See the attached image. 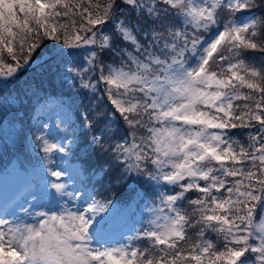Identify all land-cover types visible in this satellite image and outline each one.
<instances>
[{
    "label": "snow or ice",
    "instance_id": "6c2138e0",
    "mask_svg": "<svg viewBox=\"0 0 264 264\" xmlns=\"http://www.w3.org/2000/svg\"><path fill=\"white\" fill-rule=\"evenodd\" d=\"M255 7L0 0V124L33 100L57 120L47 133L33 125L39 134L20 121L13 146L43 158L22 173L26 194L0 202V264H264V75L242 58L264 52ZM45 85L79 105L46 112ZM69 153H83V169L62 166ZM93 154L107 188L77 178ZM120 184L123 206L108 197ZM149 197L151 218L133 231ZM125 231L127 243H101Z\"/></svg>",
    "mask_w": 264,
    "mask_h": 264
},
{
    "label": "trees",
    "instance_id": "16d2710c",
    "mask_svg": "<svg viewBox=\"0 0 264 264\" xmlns=\"http://www.w3.org/2000/svg\"><path fill=\"white\" fill-rule=\"evenodd\" d=\"M93 2H96V0H93ZM256 7L251 9L250 12L246 13L248 16H255L258 19H264V0H255ZM264 38V37H262ZM246 63L250 64L251 66H254L257 71H261V74L264 75V52L259 51H249L244 53L242 57ZM41 96H53L56 99L63 100L65 104L72 103V101H76V106L79 105V100L75 96H69L67 94V89H61L59 86L52 87L45 85V91L41 93ZM34 106L36 107V101L33 100L32 104L26 109V110H20L19 116L16 118L14 123H9L8 121H4L2 124H0V171H2L8 164L13 161L14 159L19 161L20 165H31L34 162L33 156L31 154V144H27V139L25 140V143L27 144V147L24 149V151L18 150L17 147L13 146V141L18 139L19 132L21 130L22 124L21 120L23 121V126H27V129L29 132H33L31 128L28 126L29 121L33 117L34 113ZM74 114V121L76 120L75 113ZM0 120H3L2 117H0ZM247 131L246 129H236L232 130L233 136L235 139H237L242 144H247L248 137H247ZM28 139H31V136L29 135ZM7 144L8 147L6 148L4 145ZM71 154V153H70ZM83 156V153H80L79 156H73L71 154L70 158L78 164L81 165V167H84V161L80 158ZM103 164V160L96 158L95 154H93L91 157L87 159V167L89 169L86 174L88 175V181L91 179L92 184L96 186L97 189H101V185L105 188L109 186L111 183L110 176H104L101 178V175L92 176L93 172H98L100 169V166ZM125 188L123 184H120L119 186H113L108 190V197L112 200L115 199L119 202L121 206H123L124 203V196ZM192 197L195 196V193L190 194ZM152 197H149L146 201H144V204L140 208L135 209V213H140L144 216V213L146 211V203L149 200H152ZM131 218V217H130ZM209 239H211L214 243H217L216 234L209 233L208 234Z\"/></svg>",
    "mask_w": 264,
    "mask_h": 264
},
{
    "label": "rangeland",
    "instance_id": "374dc122",
    "mask_svg": "<svg viewBox=\"0 0 264 264\" xmlns=\"http://www.w3.org/2000/svg\"><path fill=\"white\" fill-rule=\"evenodd\" d=\"M52 100V103L50 104V107L46 110V112H51L54 113L57 109L55 107V102L56 98L53 96H49ZM36 107L38 105L36 104ZM70 117L72 120L74 119V114L72 112L69 113ZM33 117L28 123V126L31 128L33 132H36L39 134L38 129L34 128L33 125H36L38 123H47L49 125L48 129H45L44 132L47 133L48 131H51L56 128L57 126V120L54 115L49 118V115L46 113H40L34 110V113L32 115ZM63 125L60 126V130H63ZM55 135V132L53 133ZM32 151L31 154L33 156L34 162H36L37 158L39 157L40 159L43 158V154L38 151V146L34 150L31 147ZM62 154H55L54 156V162L59 163V157ZM71 154L69 153L64 160V164L62 166L64 167H69V168H79L83 169L80 164L74 162L72 158H70ZM19 161L15 160L12 161L2 172H0V202H2L5 199L12 198L13 196H23L25 195V187L28 182V177L23 175L22 173L24 172V169L30 168L31 165L21 167V165L18 163ZM78 179L82 180L83 182L87 183L88 182V175L86 172H83V174L79 177ZM66 179V178H65ZM69 184L72 183V181H68ZM91 187V185H90ZM113 203L119 204V202L115 199L112 200ZM152 200L147 201L146 203V211L144 213V216L141 215L140 213H136L134 216H131L130 221H129V226L133 228V231L136 229H140L142 225H146L148 219H150V213L148 211V206L151 204ZM47 210V209H43ZM119 227V224L117 225ZM133 232L125 231L123 235H114L110 239H106L104 241H101L102 244H117V243H127V237L129 235H132Z\"/></svg>",
    "mask_w": 264,
    "mask_h": 264
}]
</instances>
